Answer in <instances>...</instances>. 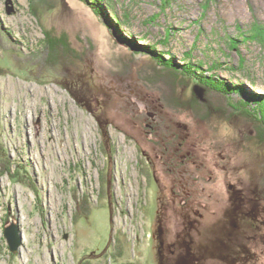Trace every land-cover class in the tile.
I'll use <instances>...</instances> for the list:
<instances>
[{
    "label": "rangeland",
    "instance_id": "374dc122",
    "mask_svg": "<svg viewBox=\"0 0 264 264\" xmlns=\"http://www.w3.org/2000/svg\"><path fill=\"white\" fill-rule=\"evenodd\" d=\"M260 27L264 0H0V264H264V135L228 103L261 115Z\"/></svg>",
    "mask_w": 264,
    "mask_h": 264
},
{
    "label": "trees",
    "instance_id": "16d2710c",
    "mask_svg": "<svg viewBox=\"0 0 264 264\" xmlns=\"http://www.w3.org/2000/svg\"><path fill=\"white\" fill-rule=\"evenodd\" d=\"M104 1V0H103ZM107 1V0H106ZM262 29H264V27H260L259 28V31H261L262 32ZM184 68H186V67H184ZM175 70V68H173V69H171V68H169V67H165V68H163L162 69V71H166L171 77H174L175 79H181V77L179 76L180 75V73H177L176 71H174ZM184 71L186 72L187 70L186 69H184ZM179 74V75H178ZM203 78H205L204 76H203ZM201 79V77H199V76H195V80L196 81H194L193 79L191 80V81H193L194 83L196 82L197 83V79H199V80H205V79ZM206 79H208V78H206ZM209 80V79H208ZM212 83H214V81L212 82ZM215 84H217V83H215ZM225 84H227V83H225ZM225 84H223V87L221 86V85H214V86H216V87H218V88H220V87H222V88H227V90H230V88L227 86V85H225ZM225 86V87H224ZM237 88V87H236ZM219 90V89H218ZM234 90V89H233ZM228 99H229V96H228ZM232 100V99H231ZM231 100H229L228 101V103H230L232 106H233V108H238L243 114H248L249 116H251L252 118H254L253 120H255L256 121V126H257V129H258V133L260 134V135H264V96H263V98L261 97V99L258 101V109L257 110H259V113L261 114L260 116L259 115H257V114H254V113H252L249 109H247L245 106H244V104H242L241 102L240 103H237V102H235V101H231ZM253 114V115H252Z\"/></svg>",
    "mask_w": 264,
    "mask_h": 264
},
{
    "label": "flooded vegetation",
    "instance_id": "af4514ba",
    "mask_svg": "<svg viewBox=\"0 0 264 264\" xmlns=\"http://www.w3.org/2000/svg\"><path fill=\"white\" fill-rule=\"evenodd\" d=\"M155 262L158 264H205L202 258H160Z\"/></svg>",
    "mask_w": 264,
    "mask_h": 264
},
{
    "label": "water",
    "instance_id": "95a60500",
    "mask_svg": "<svg viewBox=\"0 0 264 264\" xmlns=\"http://www.w3.org/2000/svg\"><path fill=\"white\" fill-rule=\"evenodd\" d=\"M115 39H116V37H115ZM117 42H119L118 39H117ZM13 229H14L13 227L6 228V230H5V236H6L7 240H8V243L10 245V248L12 250H16L17 247H18V241L14 237V231H13Z\"/></svg>",
    "mask_w": 264,
    "mask_h": 264
},
{
    "label": "bare ground",
    "instance_id": "6f19581e",
    "mask_svg": "<svg viewBox=\"0 0 264 264\" xmlns=\"http://www.w3.org/2000/svg\"><path fill=\"white\" fill-rule=\"evenodd\" d=\"M101 2H103V0H101ZM118 25V24H117ZM120 26V25H119ZM172 82V81H171Z\"/></svg>",
    "mask_w": 264,
    "mask_h": 264
}]
</instances>
